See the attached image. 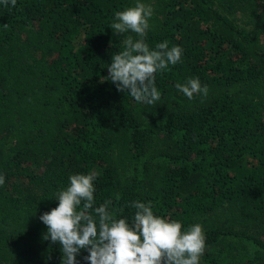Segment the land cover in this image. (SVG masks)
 Instances as JSON below:
<instances>
[{
	"label": "trees",
	"instance_id": "1",
	"mask_svg": "<svg viewBox=\"0 0 264 264\" xmlns=\"http://www.w3.org/2000/svg\"><path fill=\"white\" fill-rule=\"evenodd\" d=\"M135 2L0 4V264H61L39 217L89 172L116 218L131 221L139 200L201 224L200 264H264V0H142L146 43L184 50L156 74L155 107L103 78L123 48L114 13ZM190 78L207 98L176 89Z\"/></svg>",
	"mask_w": 264,
	"mask_h": 264
},
{
	"label": "clouds",
	"instance_id": "2",
	"mask_svg": "<svg viewBox=\"0 0 264 264\" xmlns=\"http://www.w3.org/2000/svg\"><path fill=\"white\" fill-rule=\"evenodd\" d=\"M0 4L15 7L17 0H0ZM153 15V8L142 0L114 13L109 28L123 37V48L112 55L103 78L135 102L155 107L161 100L156 74L181 63L184 50L169 47L168 41L154 49L146 43ZM175 87L189 100L209 94L199 78ZM96 179L95 172L71 175L69 185L56 193L58 206L39 217L47 227L43 240L59 245L61 264H80L77 257L82 252L88 253L83 258L86 264H200L206 250L201 224L184 229L180 221L156 215L151 202L139 200L128 205L135 210L131 221L116 218L111 199L96 206ZM4 184L5 177L0 175V186Z\"/></svg>",
	"mask_w": 264,
	"mask_h": 264
}]
</instances>
